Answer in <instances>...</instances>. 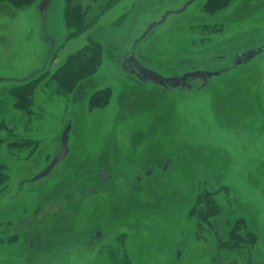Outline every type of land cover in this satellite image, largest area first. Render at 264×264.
I'll use <instances>...</instances> for the list:
<instances>
[{
  "label": "rangeland",
  "instance_id": "374dc122",
  "mask_svg": "<svg viewBox=\"0 0 264 264\" xmlns=\"http://www.w3.org/2000/svg\"><path fill=\"white\" fill-rule=\"evenodd\" d=\"M208 2L53 0L44 13L38 2L0 5V165L9 177L0 264H264V0H226L211 12ZM68 4L86 12L75 37ZM91 41L102 50L98 70L58 94L51 74ZM131 60L166 79L221 76L166 90L127 72ZM41 77L32 113L16 106L11 90ZM104 89L108 104L91 106ZM68 126L66 159L33 181ZM111 165L104 184L98 171ZM63 211L68 220L54 230L48 218ZM234 228L241 243L247 231L256 242L227 247Z\"/></svg>",
  "mask_w": 264,
  "mask_h": 264
},
{
  "label": "trees",
  "instance_id": "16d2710c",
  "mask_svg": "<svg viewBox=\"0 0 264 264\" xmlns=\"http://www.w3.org/2000/svg\"><path fill=\"white\" fill-rule=\"evenodd\" d=\"M42 0H0V5L8 4L17 9H26L29 6L40 3ZM226 0H209V2L205 6V10L208 12L216 11V9L220 8V6ZM66 21L67 25L73 32H71L70 37H75L76 35L81 34L84 30L88 28V23H86L85 15L86 12L82 11L80 6L72 4L66 8ZM69 37V38H70ZM102 60V50L100 45L97 42L91 41L89 45L77 51L76 53L70 55L66 61L61 65L60 68L57 69L53 74H51V79L57 85V93L62 96H69L80 82L84 79H88L92 75L96 73L98 70ZM44 80L41 78L30 81L24 85L16 87L11 90V94L16 98V106L21 109L26 110L28 113L31 112V106L34 103V95L36 93L37 88L42 84ZM110 91L108 89L101 90L95 93L91 99V106L99 107L105 106L109 102ZM6 124L3 121H0V130L5 128ZM9 177L3 166L0 165V195L5 191L8 184ZM212 214L209 210L207 211ZM67 211H63L62 215L52 216L49 221H56L54 230L57 229L61 231L57 226L58 223L64 222L68 220L65 217ZM206 211L199 210V216L205 217ZM65 218V219H64ZM49 221H42L39 223L40 226L47 224ZM53 221V222H54ZM42 223V224H41ZM46 227H43L45 230ZM64 234L63 239L57 241V243L53 244V247L56 245H63L67 241V236ZM244 240V243H241L239 240L238 232L234 228L230 232V243L227 244V247L236 248L242 247L243 244L247 246H252L256 242V235L253 232L247 231L244 238H240ZM126 259L125 264H128V258ZM128 260V261H127Z\"/></svg>",
  "mask_w": 264,
  "mask_h": 264
},
{
  "label": "water",
  "instance_id": "95a60500",
  "mask_svg": "<svg viewBox=\"0 0 264 264\" xmlns=\"http://www.w3.org/2000/svg\"><path fill=\"white\" fill-rule=\"evenodd\" d=\"M52 1L53 0H42L39 3L40 12L41 13L46 12V10L48 9V7ZM125 68H126L127 72H129L130 74L131 73L135 74L138 77V79H140V80L142 79V81L160 84L161 86H164V87H167L168 84H171L173 87H179L182 85L184 87L190 88V86H187L188 84H187L186 80L188 78H199L202 76V74H204L202 72H195L193 74H187V75L183 76L181 79L176 78V77L172 78V79H166V78L161 77L158 74H155L153 72H149V71H146L145 69H142L141 67H139V65L135 61H132V60L129 61L125 65ZM218 75H220V73H218ZM212 76H213V73H208V75L205 79H207L208 77L211 78ZM70 129H71V126H68L67 129L63 133L60 153L50 163L48 168L45 171H43L41 174H39L36 178H34L33 181H38V180L48 176L59 163L63 162L66 159V157L69 153L68 142H69ZM166 167H168V164H166V166L164 168L165 170H166ZM101 173L103 176H105L104 172H101ZM104 180L105 179H103V181Z\"/></svg>",
  "mask_w": 264,
  "mask_h": 264
},
{
  "label": "flooded vegetation",
  "instance_id": "af4514ba",
  "mask_svg": "<svg viewBox=\"0 0 264 264\" xmlns=\"http://www.w3.org/2000/svg\"><path fill=\"white\" fill-rule=\"evenodd\" d=\"M198 72H202V73H204V74H202V76L201 77H199V78H188L187 80H186V82H187V86H190L189 85V80L190 79H197V80H200L201 82H202V84L203 85H207L208 84V82L212 79V78H214V77H219V76H221V75H218V73H220L221 74V72H212V71H206V70H199ZM208 73H213V76L211 77V78H207V79H205L206 77H207V75H208ZM131 75H133V76H135V78L136 79H138V77L135 75V74H132L131 73ZM187 75V74H186ZM183 76H185V75H183ZM183 76H180V77H178V76H175L176 78H179V79H181ZM175 77H171V78H169V79H172V78H175ZM139 81H141L140 79H138ZM151 84H154V85H157V86H160V87H162V88H164V89H166V90H168V89H178V88H183V89H188V87H184V86H179V87H173L171 84H168V86L167 87H164V86H161L160 84H156V83H151ZM191 87V86H190ZM192 88V87H191ZM114 171H115V168L111 165V166H108V167H105V168H102L101 170H99L98 172H99V174H100V176H101V182L102 183H104V184H106L107 182H109V181H112V179H113V177H114ZM101 172H104L105 173V176H103L102 175V173ZM145 176H150L151 175V171H145ZM137 179V182H140L141 181V178L140 177H136ZM103 179H105L104 181H103ZM96 235L97 236H100V235H102V233H96Z\"/></svg>",
  "mask_w": 264,
  "mask_h": 264
}]
</instances>
